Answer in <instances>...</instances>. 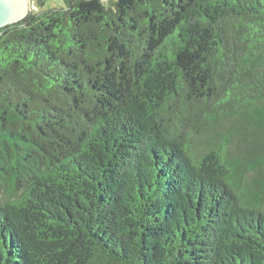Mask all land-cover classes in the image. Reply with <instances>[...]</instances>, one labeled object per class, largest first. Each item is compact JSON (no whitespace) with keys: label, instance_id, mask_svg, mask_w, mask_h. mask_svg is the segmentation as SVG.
Here are the masks:
<instances>
[{"label":"trees","instance_id":"trees-1","mask_svg":"<svg viewBox=\"0 0 264 264\" xmlns=\"http://www.w3.org/2000/svg\"><path fill=\"white\" fill-rule=\"evenodd\" d=\"M0 264H264V0L0 29Z\"/></svg>","mask_w":264,"mask_h":264},{"label":"water","instance_id":"water-1","mask_svg":"<svg viewBox=\"0 0 264 264\" xmlns=\"http://www.w3.org/2000/svg\"><path fill=\"white\" fill-rule=\"evenodd\" d=\"M29 9V0H0V29L25 20Z\"/></svg>","mask_w":264,"mask_h":264},{"label":"rangeland","instance_id":"rangeland-1","mask_svg":"<svg viewBox=\"0 0 264 264\" xmlns=\"http://www.w3.org/2000/svg\"><path fill=\"white\" fill-rule=\"evenodd\" d=\"M70 0H29L30 11L67 8Z\"/></svg>","mask_w":264,"mask_h":264}]
</instances>
